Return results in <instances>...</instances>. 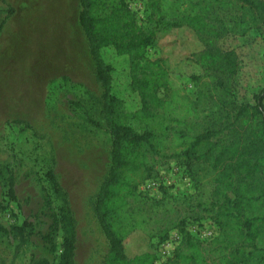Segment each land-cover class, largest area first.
Instances as JSON below:
<instances>
[{"label":"trees","instance_id":"1","mask_svg":"<svg viewBox=\"0 0 264 264\" xmlns=\"http://www.w3.org/2000/svg\"><path fill=\"white\" fill-rule=\"evenodd\" d=\"M132 1H79L78 23L103 87V121L84 114L82 118L111 139L109 167L95 202L97 221L109 243L102 264H264V86L254 104L224 99L215 111L199 110L181 89L171 87L170 57L151 59L147 52L161 35L192 30L202 49L187 59L213 80V88L230 97L237 60L233 51L217 46L227 34L223 20L195 12L169 13L167 0H137L148 13L144 25H139ZM236 1L240 9L264 21V0ZM4 2L0 0V27L13 13ZM104 48L127 58L129 86L139 98L138 109L127 111L111 93L113 68L101 59ZM69 104L72 109L80 107L75 101ZM163 161H173L192 181L196 172L209 171L213 191L209 200L199 203L195 220L207 219L217 229L204 244L185 228V221L170 220L157 242L168 241L171 229L178 230L179 241L165 259L143 231L145 221L131 207V201L147 200L140 187L162 176L157 166ZM45 177L58 205L40 238L53 250L61 234L59 264H71L76 228L69 197L52 169ZM0 180L6 197L16 202L14 177L7 167ZM137 232L144 234L147 249L133 253L129 241ZM0 233L12 243L13 264L30 244L34 230L25 220L9 229L0 226Z\"/></svg>","mask_w":264,"mask_h":264},{"label":"rangeland","instance_id":"2","mask_svg":"<svg viewBox=\"0 0 264 264\" xmlns=\"http://www.w3.org/2000/svg\"><path fill=\"white\" fill-rule=\"evenodd\" d=\"M167 1H170L166 3L169 13L195 12L223 20L227 34L217 46L223 51H233L237 60V71L231 79L232 94L225 97L220 89L213 88V80L203 69L187 59L202 49L192 30L181 28L161 35L149 47L147 55L151 59L170 57L171 87L181 89L204 113L217 110L224 99L254 104V96L264 86L263 19L240 9L236 0ZM130 6L138 24L144 25L148 17L144 3L134 0ZM101 59L113 68L111 93L122 101L127 111L138 109L139 98L129 86L127 58L104 48ZM56 61L62 75L49 84L44 94L26 97L21 92L17 67L14 79L7 78L4 82L6 89L0 95V179L1 171L7 167L14 177L17 199L9 201L0 180V226L9 229L25 220L32 224L34 234L30 244L13 264H59L61 234L56 237L53 250L40 238L47 233L50 217L58 205L45 177L46 171L52 169L68 194L75 219L76 242L71 264H102L109 243L97 221L95 202L109 167L111 139L106 131L91 127L82 118L84 114L103 121V87L95 75L94 62L77 18L70 19L67 51L63 47L62 57L52 59ZM9 69L14 71L15 66ZM28 75L35 77L32 73ZM33 83L29 80V84ZM12 93L15 96H10ZM71 101L78 102L80 107L72 109ZM13 121L23 123L19 126ZM157 169L171 185L156 188L143 185L140 191L147 200L131 201L132 212L145 221L143 231L158 244L170 220L176 223L183 220L193 236L207 243L217 229L207 219L196 221L195 217L200 213L199 203L209 200L213 191L209 171L196 172L192 181L173 161L160 162ZM143 235L137 232L129 241L133 253L147 249ZM178 236V230L171 229L168 241L158 244L159 248L169 242L173 249ZM12 258V243L0 233V264H12Z\"/></svg>","mask_w":264,"mask_h":264},{"label":"crops","instance_id":"3","mask_svg":"<svg viewBox=\"0 0 264 264\" xmlns=\"http://www.w3.org/2000/svg\"><path fill=\"white\" fill-rule=\"evenodd\" d=\"M79 1L5 0L4 3L13 9V13L2 20L0 27L1 96L6 89L4 82L7 78L14 79L16 67L21 75L17 77L22 81L21 92L26 97L29 94H44L49 84L62 75L59 63L52 62V59L62 57L63 47L67 51L68 26L70 19L75 21L77 18L78 21L79 12L76 11ZM14 66V71L8 70ZM28 73L35 77L30 78ZM29 80L34 83L29 84ZM41 82L44 83L41 85ZM17 98L20 100L21 96Z\"/></svg>","mask_w":264,"mask_h":264},{"label":"built area","instance_id":"4","mask_svg":"<svg viewBox=\"0 0 264 264\" xmlns=\"http://www.w3.org/2000/svg\"><path fill=\"white\" fill-rule=\"evenodd\" d=\"M174 171H177V169H174ZM146 187H158L160 185H165V186H170L171 182H169L167 179H164L162 176L158 177L155 180L149 181L146 184H144ZM171 250L170 249V244L169 242L167 243L166 246H162L159 248V254L161 255V257H163L164 259L168 256H170L171 254Z\"/></svg>","mask_w":264,"mask_h":264}]
</instances>
